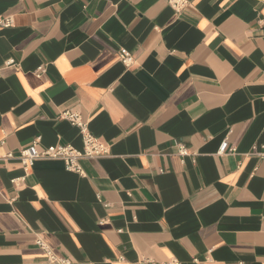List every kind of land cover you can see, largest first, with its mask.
<instances>
[{"label":"crops","instance_id":"obj_1","mask_svg":"<svg viewBox=\"0 0 264 264\" xmlns=\"http://www.w3.org/2000/svg\"><path fill=\"white\" fill-rule=\"evenodd\" d=\"M0 16V264H47L37 240L71 264H264V0H0ZM66 110L106 155L81 174L5 158L37 136L81 148Z\"/></svg>","mask_w":264,"mask_h":264},{"label":"built area","instance_id":"obj_2","mask_svg":"<svg viewBox=\"0 0 264 264\" xmlns=\"http://www.w3.org/2000/svg\"><path fill=\"white\" fill-rule=\"evenodd\" d=\"M169 5L176 11H180L188 4V0H167ZM11 21L9 18L0 16V27H9ZM120 61L126 66L133 63L134 58L130 54L120 52ZM13 60H8L7 63H12ZM60 118L68 120L72 125L79 129L82 140V147L76 148L70 144H54L49 146L40 145V137L34 138L30 144L20 149L16 154L9 152L5 158H17L20 160L24 170H28L33 163L38 159L61 160L64 163L65 169L81 174L82 169L79 164L81 158H94L108 153L107 145L97 136L93 135L88 123L83 121L77 112L63 111ZM177 153L181 157L192 155L191 152L182 144L177 143ZM261 151L257 154L264 155V145L261 146ZM219 152L232 153L235 152L233 146H228L227 139H225L219 147ZM42 245L46 251L47 264H71V260L65 256H60L53 253L48 247L44 246L40 240L36 242ZM138 264H181L176 258H169L165 261H156L146 259L140 261Z\"/></svg>","mask_w":264,"mask_h":264}]
</instances>
